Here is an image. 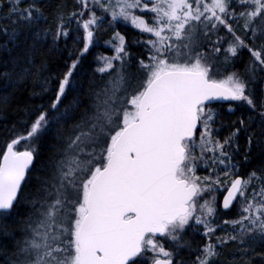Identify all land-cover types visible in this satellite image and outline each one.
Listing matches in <instances>:
<instances>
[{
  "label": "snow or ice",
  "instance_id": "6c2138e0",
  "mask_svg": "<svg viewBox=\"0 0 264 264\" xmlns=\"http://www.w3.org/2000/svg\"><path fill=\"white\" fill-rule=\"evenodd\" d=\"M14 108L0 264H264V0H0Z\"/></svg>",
  "mask_w": 264,
  "mask_h": 264
},
{
  "label": "trees",
  "instance_id": "16d2710c",
  "mask_svg": "<svg viewBox=\"0 0 264 264\" xmlns=\"http://www.w3.org/2000/svg\"><path fill=\"white\" fill-rule=\"evenodd\" d=\"M102 37V38H101ZM107 39V36L103 34V30H101V33L98 34V40L99 43L97 46L93 47L90 50V54H88V60L89 62H95V58L100 56V55H111L112 54V49L109 47H106L104 44V40ZM129 39H131V36H129ZM69 47H72L71 41H69ZM65 55H67V53H65ZM53 68H55V65H53ZM25 97L27 96V93L24 94ZM18 110L17 109H13L8 113V119H4L3 117H0V147H3V141L4 138L7 137L8 132L7 129L11 127L12 123L14 122L11 117L14 116L16 114ZM223 111L227 112V103H225V107L223 109ZM235 118V117H233ZM228 251L227 249H225V253L224 255L227 256L228 255ZM220 264H229V262L226 259H222L220 261Z\"/></svg>",
  "mask_w": 264,
  "mask_h": 264
},
{
  "label": "rangeland",
  "instance_id": "374dc122",
  "mask_svg": "<svg viewBox=\"0 0 264 264\" xmlns=\"http://www.w3.org/2000/svg\"><path fill=\"white\" fill-rule=\"evenodd\" d=\"M99 33H101V32H99ZM99 33H98V34H99ZM98 34H97V35H98Z\"/></svg>",
  "mask_w": 264,
  "mask_h": 264
},
{
  "label": "water",
  "instance_id": "95a60500",
  "mask_svg": "<svg viewBox=\"0 0 264 264\" xmlns=\"http://www.w3.org/2000/svg\"><path fill=\"white\" fill-rule=\"evenodd\" d=\"M224 103H227V102H224Z\"/></svg>",
  "mask_w": 264,
  "mask_h": 264
}]
</instances>
